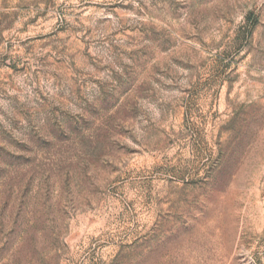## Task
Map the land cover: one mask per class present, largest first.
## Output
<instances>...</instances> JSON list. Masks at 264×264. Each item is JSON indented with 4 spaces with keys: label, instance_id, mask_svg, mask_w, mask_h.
<instances>
[{
    "label": "rangeland",
    "instance_id": "374dc122",
    "mask_svg": "<svg viewBox=\"0 0 264 264\" xmlns=\"http://www.w3.org/2000/svg\"><path fill=\"white\" fill-rule=\"evenodd\" d=\"M0 264H264V0H0Z\"/></svg>",
    "mask_w": 264,
    "mask_h": 264
}]
</instances>
